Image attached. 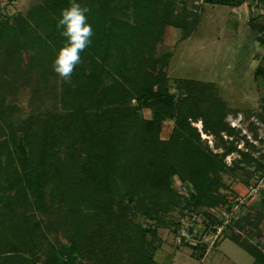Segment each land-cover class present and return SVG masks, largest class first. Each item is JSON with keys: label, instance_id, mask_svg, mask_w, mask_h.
Segmentation results:
<instances>
[{"label": "trees", "instance_id": "1", "mask_svg": "<svg viewBox=\"0 0 264 264\" xmlns=\"http://www.w3.org/2000/svg\"><path fill=\"white\" fill-rule=\"evenodd\" d=\"M75 2L91 9L86 16L93 35L71 81L65 82L61 111L32 116L25 134L18 136L1 95L0 264H160L155 258L158 227L168 225V215L199 211L208 227L221 225V212L230 211L236 198L222 192L228 188L222 175L246 170L249 160L264 177V161L238 149L237 130L227 121L238 112L218 96L214 83L178 79L172 92L164 70L168 61L157 57V48L167 27L180 29L183 39L194 32L199 16L186 2ZM70 3L46 0L21 26L0 20V72L20 75L29 58L26 67L41 69L45 77L46 65L66 43L57 23ZM258 17L264 23V15ZM258 17L249 24L264 45ZM255 77L264 80V64ZM4 84L0 78V89ZM144 110L151 112L149 119ZM168 121L172 130L163 139ZM234 153L241 162L229 166L226 158ZM176 180L191 184L194 193L180 195L173 188ZM260 193L253 212L232 221L224 232H231L254 264H264V245L250 240L264 241V189ZM171 224L175 230L180 222Z\"/></svg>", "mask_w": 264, "mask_h": 264}, {"label": "rangeland", "instance_id": "2", "mask_svg": "<svg viewBox=\"0 0 264 264\" xmlns=\"http://www.w3.org/2000/svg\"><path fill=\"white\" fill-rule=\"evenodd\" d=\"M12 1L16 0H0V20L7 22L11 19L18 26L25 23L24 19L34 7L46 2V0H17L16 3ZM191 9L197 10L199 16L192 35L183 39L182 31L167 27L164 39L157 48V57L168 61L164 70L170 79L172 92H175L174 81L178 79L214 83L218 96L230 109L238 112V115L232 114L227 118L230 126L237 130L235 140L238 149L247 152L256 161H264V80L262 77H255L257 68L264 64V45L258 41L259 34L252 29L248 19L233 29L237 17L231 14V8L228 6L206 5L208 11L202 12L203 16L193 5H189V10ZM223 12L231 18L230 28L224 24ZM20 16L22 17L18 19ZM259 18L261 17H258L256 24L260 27L264 23ZM261 34L264 40V33ZM28 60L29 58L24 59L20 75H13L10 78L9 73L0 72L1 81L7 82V85L4 84V88L0 89V99L1 95H5V108L10 109L4 111L10 113L9 122L16 126L18 136L25 134V128L32 116H43L52 110L60 112L59 102L66 91L65 81L53 71L52 63L46 65L47 73L43 77L41 69L33 70L26 67ZM143 115L149 119L151 112L144 110ZM194 125L203 133L202 124L201 127ZM172 126L171 121L164 124L161 135L163 139L169 137ZM202 137L207 138L203 135ZM208 139L210 146L213 147V137ZM246 142H250L249 144L255 146L257 150L254 152ZM240 160V155L234 153L227 157L225 162L232 166L236 161L241 162ZM244 163L248 165L246 170L222 175L223 183L228 187L222 192H225L228 198L235 196L245 200L238 215L235 214L239 218L252 213L256 205L255 200L263 195L259 193L257 196H250L246 182L251 185L258 184L262 190L264 189L261 167L249 165L251 163L249 160ZM189 213L183 216L176 210L166 217L165 222L168 223L166 227H158L159 240L156 244L159 249L155 258L160 264H254V258L231 238L230 231L226 235L223 234L213 247L210 244L211 235L201 237L205 244L209 242L207 246L204 244L206 252L203 246L196 251L188 246L176 245L174 226H171V222L191 223ZM199 213L202 214L199 220H202L203 212ZM140 220L146 227L152 226L143 218ZM203 228L202 221H198L196 229ZM260 230L264 233V222L260 225ZM250 240L255 245L261 247L264 245V241H259L257 237H251Z\"/></svg>", "mask_w": 264, "mask_h": 264}, {"label": "built area", "instance_id": "3", "mask_svg": "<svg viewBox=\"0 0 264 264\" xmlns=\"http://www.w3.org/2000/svg\"><path fill=\"white\" fill-rule=\"evenodd\" d=\"M242 4L239 6L240 14L244 13H251L259 11L261 12L260 15H264V0H241ZM173 188L176 189V191L185 197H189L192 193H194V189L191 184L184 183L181 180H176L173 184ZM264 188V187H263ZM262 188H260V185H252L248 192L251 194L250 196H257L259 195ZM244 199H241V197L235 198L232 202V207L230 211H222V217H223V223L221 225H214L212 227H208L207 224L204 221V218L199 220V217L202 216V214L197 212H191L189 213L190 222L191 223H184L180 222V225L174 230L175 233V243L178 246H188V247H198V246H204L205 242H203L201 237H207L211 235L210 244L211 247L215 246L220 239L223 237L226 227L234 220L239 219V217H236L241 209V207L244 204ZM237 214V215H235ZM236 217V218H234ZM232 219V220H231ZM234 219V220H233ZM198 221H202V225L204 226L203 230H197L196 225ZM212 230V231H211ZM211 232V233H210ZM204 239V238H203ZM209 245V242L205 244V246ZM207 251V249L205 248Z\"/></svg>", "mask_w": 264, "mask_h": 264}, {"label": "clouds", "instance_id": "4", "mask_svg": "<svg viewBox=\"0 0 264 264\" xmlns=\"http://www.w3.org/2000/svg\"><path fill=\"white\" fill-rule=\"evenodd\" d=\"M90 11V8L81 7L75 0L61 10L57 28L61 30L60 35L66 38V43L57 52L52 69L65 82L71 81L76 66L81 63L80 53L91 43L93 30L86 16Z\"/></svg>", "mask_w": 264, "mask_h": 264}, {"label": "crops", "instance_id": "5", "mask_svg": "<svg viewBox=\"0 0 264 264\" xmlns=\"http://www.w3.org/2000/svg\"><path fill=\"white\" fill-rule=\"evenodd\" d=\"M13 2L14 1H12V3ZM16 2H17V0L14 3H16ZM180 2H183V3L186 2L188 10H189V5L190 6L193 5L194 8H196V9H198L200 11L199 14H201L202 12L205 13L206 11H208V9H206V5H208V4H204L202 0H180ZM180 5H181V3H180ZM228 7L231 8V14H234L237 17V22L234 24L233 29L234 28L236 29L237 27H239L240 22H242L243 20H245V19L247 20L248 19V23H249V21L251 19L258 17L261 14V12H259V11H257L259 13L251 12V13H247V14H244V13L240 14L239 6H228ZM192 9L189 10V11L197 13V10H192ZM204 13H202V16L204 15ZM223 17L225 18L224 19L225 20L224 24H226V27L230 28L232 26V23L230 22V19H231L230 16L228 14H225ZM173 28L174 27H169V29H173ZM175 30H180V29L175 28Z\"/></svg>", "mask_w": 264, "mask_h": 264}, {"label": "bare ground", "instance_id": "6", "mask_svg": "<svg viewBox=\"0 0 264 264\" xmlns=\"http://www.w3.org/2000/svg\"><path fill=\"white\" fill-rule=\"evenodd\" d=\"M197 126H198V127H201V124L199 123V124H197ZM203 136L206 137L205 135H203Z\"/></svg>", "mask_w": 264, "mask_h": 264}]
</instances>
